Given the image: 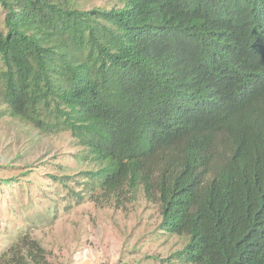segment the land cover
I'll list each match as a JSON object with an SVG mask.
<instances>
[{
    "label": "trees",
    "instance_id": "obj_1",
    "mask_svg": "<svg viewBox=\"0 0 264 264\" xmlns=\"http://www.w3.org/2000/svg\"><path fill=\"white\" fill-rule=\"evenodd\" d=\"M0 12L3 115L69 134L88 164L49 191L31 171L0 178V195L22 193L33 223L60 199L119 207L141 190L161 233L185 239L160 263L264 264V0H0ZM11 243L0 264H49L30 233Z\"/></svg>",
    "mask_w": 264,
    "mask_h": 264
},
{
    "label": "rangeland",
    "instance_id": "obj_2",
    "mask_svg": "<svg viewBox=\"0 0 264 264\" xmlns=\"http://www.w3.org/2000/svg\"><path fill=\"white\" fill-rule=\"evenodd\" d=\"M119 3L120 0H83L85 8H109ZM1 22L0 12V28ZM4 109L0 104V178L31 171L25 180L49 191L53 184L50 176L75 175L88 167L79 160L78 148L69 134L41 135L25 123L3 115ZM35 193L33 189V198L39 201ZM19 198V191L0 195V254L19 231L30 233L40 242L49 264H166L159 261L169 260L185 244L184 238L161 233L158 207L148 202L141 190L134 200L119 207L89 201L76 205L60 199L55 219L51 213H42L41 221L33 219V223L28 212L34 209L26 204L25 212L18 208Z\"/></svg>",
    "mask_w": 264,
    "mask_h": 264
}]
</instances>
